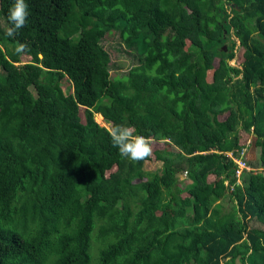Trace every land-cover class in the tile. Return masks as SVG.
<instances>
[{
  "label": "trees",
  "instance_id": "obj_1",
  "mask_svg": "<svg viewBox=\"0 0 264 264\" xmlns=\"http://www.w3.org/2000/svg\"><path fill=\"white\" fill-rule=\"evenodd\" d=\"M12 3L0 264H264V0H26L8 37ZM112 31L137 56L121 77L102 45ZM95 113L150 137L152 155L122 157ZM249 140L262 169L247 162L239 182Z\"/></svg>",
  "mask_w": 264,
  "mask_h": 264
},
{
  "label": "rangeland",
  "instance_id": "obj_2",
  "mask_svg": "<svg viewBox=\"0 0 264 264\" xmlns=\"http://www.w3.org/2000/svg\"><path fill=\"white\" fill-rule=\"evenodd\" d=\"M235 39L233 35L230 36ZM236 40V39H235ZM229 41L227 42V44ZM238 44V41L236 40ZM102 45L108 51L110 55V74L111 76L121 77L126 71L134 64L137 63V56L135 50L131 47L125 45L123 39L119 36L117 31H112L106 33L102 39ZM237 50V49H235ZM238 52V51H237ZM231 64H236L235 59L230 60ZM62 88L65 93H70L72 91L71 82L68 79L62 81ZM84 107H80V115L83 117ZM95 120L102 126L108 128L111 125V122L105 120L99 113L94 114ZM251 145V147L249 146ZM245 160L249 163L250 166L257 169H262L261 164L259 163V153L260 148L253 145V141H248L246 147ZM161 167V163L157 161L154 156L146 163V169L149 171H157ZM247 171V170H246ZM178 179L180 180V185L184 187L190 183V179L187 177L185 172H179L177 174ZM240 181V180H239ZM257 226H262L260 223H255ZM236 264H238L236 262Z\"/></svg>",
  "mask_w": 264,
  "mask_h": 264
},
{
  "label": "clouds",
  "instance_id": "obj_3",
  "mask_svg": "<svg viewBox=\"0 0 264 264\" xmlns=\"http://www.w3.org/2000/svg\"><path fill=\"white\" fill-rule=\"evenodd\" d=\"M28 4L26 0H13L8 10V37H15L18 30L26 25L28 19ZM28 46L18 44L16 54H26ZM113 147L117 148L122 157L131 161H142L152 155V140L136 132L135 128L124 124H113L107 128Z\"/></svg>",
  "mask_w": 264,
  "mask_h": 264
},
{
  "label": "built area",
  "instance_id": "obj_4",
  "mask_svg": "<svg viewBox=\"0 0 264 264\" xmlns=\"http://www.w3.org/2000/svg\"><path fill=\"white\" fill-rule=\"evenodd\" d=\"M246 148H243L242 150L239 151L238 155L233 158L235 163L237 164V168L235 170V176L240 180V176L244 170H251V167L248 165V163L245 160V150ZM232 154L231 152L228 153V156L230 157ZM240 182V181H239Z\"/></svg>",
  "mask_w": 264,
  "mask_h": 264
},
{
  "label": "water",
  "instance_id": "obj_5",
  "mask_svg": "<svg viewBox=\"0 0 264 264\" xmlns=\"http://www.w3.org/2000/svg\"><path fill=\"white\" fill-rule=\"evenodd\" d=\"M224 49H225V46H224Z\"/></svg>",
  "mask_w": 264,
  "mask_h": 264
},
{
  "label": "crops",
  "instance_id": "obj_6",
  "mask_svg": "<svg viewBox=\"0 0 264 264\" xmlns=\"http://www.w3.org/2000/svg\"><path fill=\"white\" fill-rule=\"evenodd\" d=\"M253 168V167H252Z\"/></svg>",
  "mask_w": 264,
  "mask_h": 264
}]
</instances>
